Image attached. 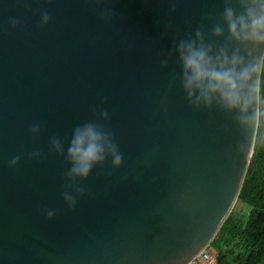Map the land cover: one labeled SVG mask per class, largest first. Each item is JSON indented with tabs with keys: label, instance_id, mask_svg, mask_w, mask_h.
<instances>
[{
	"label": "water",
	"instance_id": "1",
	"mask_svg": "<svg viewBox=\"0 0 264 264\" xmlns=\"http://www.w3.org/2000/svg\"><path fill=\"white\" fill-rule=\"evenodd\" d=\"M248 3L0 0V264H191L211 248L259 127L217 96L190 100L180 48L259 60L225 22ZM88 126L121 163L106 148L73 177Z\"/></svg>",
	"mask_w": 264,
	"mask_h": 264
},
{
	"label": "clouds",
	"instance_id": "2",
	"mask_svg": "<svg viewBox=\"0 0 264 264\" xmlns=\"http://www.w3.org/2000/svg\"><path fill=\"white\" fill-rule=\"evenodd\" d=\"M225 22L233 39L264 46V0H249L246 17L239 19L226 10ZM180 52L186 72L184 87L190 100L193 91L200 93L197 103L202 100L207 104L210 97L217 96L225 109L240 113L241 124L264 128V54L242 66L235 55L231 61L221 56L214 64L202 49L191 45H181ZM106 148L112 154L113 165L118 167L119 153L97 129L88 126L78 130L68 152L73 163L70 175L87 177L92 167L103 161ZM65 199L71 203L67 194Z\"/></svg>",
	"mask_w": 264,
	"mask_h": 264
},
{
	"label": "trees",
	"instance_id": "3",
	"mask_svg": "<svg viewBox=\"0 0 264 264\" xmlns=\"http://www.w3.org/2000/svg\"><path fill=\"white\" fill-rule=\"evenodd\" d=\"M211 245L215 264H264V128L259 127L255 153L239 201Z\"/></svg>",
	"mask_w": 264,
	"mask_h": 264
},
{
	"label": "built area",
	"instance_id": "4",
	"mask_svg": "<svg viewBox=\"0 0 264 264\" xmlns=\"http://www.w3.org/2000/svg\"><path fill=\"white\" fill-rule=\"evenodd\" d=\"M216 263V255L209 250H206L199 256L195 258V260L191 264H215Z\"/></svg>",
	"mask_w": 264,
	"mask_h": 264
},
{
	"label": "rangeland",
	"instance_id": "5",
	"mask_svg": "<svg viewBox=\"0 0 264 264\" xmlns=\"http://www.w3.org/2000/svg\"><path fill=\"white\" fill-rule=\"evenodd\" d=\"M242 208V206L240 205V203L237 204L236 206V210H240ZM210 251H212L214 253V251L210 248Z\"/></svg>",
	"mask_w": 264,
	"mask_h": 264
}]
</instances>
